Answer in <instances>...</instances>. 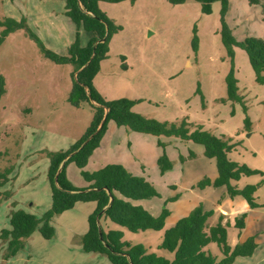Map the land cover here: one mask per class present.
Listing matches in <instances>:
<instances>
[{"label": "rangeland", "instance_id": "obj_1", "mask_svg": "<svg viewBox=\"0 0 264 264\" xmlns=\"http://www.w3.org/2000/svg\"><path fill=\"white\" fill-rule=\"evenodd\" d=\"M65 7V0H0V21L25 19L47 49L67 55L69 47L60 42L67 43L77 28L67 19ZM99 7L123 30L110 41L108 57L101 62L93 82L96 90L107 101H137L133 111L147 118L179 124L186 121L191 131L199 125L217 137L232 139L237 147L231 159L264 174V86L257 83L245 51L235 47L234 60L228 56L221 34V3L212 4L211 15L204 14L195 0L181 5H173L169 0L101 2ZM261 8L264 16V3ZM233 12H242L239 19L245 16L247 24L235 32L234 16L228 10L226 23L239 42L245 40L248 30H264L263 23L255 21L251 13L239 8ZM3 30L0 26V34ZM91 35L82 33V46L87 45ZM194 37L198 40L196 48ZM232 70L242 102L228 99L227 77ZM0 73L6 82V93L0 98V172L11 170L7 183L0 189L1 236L2 230L10 229L12 211L20 209L41 217L51 209L49 154L69 151L90 128L94 110L87 102L80 107L70 103L74 67L44 58L25 30L11 34L0 46ZM117 128L109 123L101 147L85 171L93 173L112 164L124 166L147 178L160 195L135 202L136 205L156 217L164 209H169L171 215L160 232L132 233L105 217L100 221L103 229L120 231L124 242L143 245L149 253L172 260V253L159 248L165 230L203 205L206 211L214 213L210 225L219 222L223 210L234 218L235 225L237 220L244 222L243 230L228 224L230 246L251 238L259 245L252 257L240 258L235 264H264L263 175L233 183L241 189L257 186L255 197L262 207L251 209L243 198L229 199L225 188H195L204 178L217 177L216 162L204 156L202 146L162 137L171 145L165 150L153 145L154 153L147 141L127 138L121 142L114 134ZM191 153L197 159L183 165L180 155L186 157ZM164 154L174 166L162 175L158 160ZM66 175L75 188L88 187L74 163L67 165ZM224 195L226 200L220 202ZM96 210V203H79L55 218L52 240L36 232L26 240L25 248L8 261L4 260L7 245L0 239V264H111L108 257L85 253L82 245L77 244V235L88 232L89 218ZM205 250L219 261L222 259L217 244Z\"/></svg>", "mask_w": 264, "mask_h": 264}, {"label": "trees", "instance_id": "obj_2", "mask_svg": "<svg viewBox=\"0 0 264 264\" xmlns=\"http://www.w3.org/2000/svg\"><path fill=\"white\" fill-rule=\"evenodd\" d=\"M65 15L77 28L76 40L68 48L67 55H58L45 47L39 37L29 28L25 19L20 22L6 18L0 21L4 30L0 34V46L13 33L25 30L38 45L44 58L58 65H72L74 67V85L70 94V103L80 107L87 102L94 110V117L90 128L85 135L66 152L50 153V168L48 181L51 188L52 207L41 217L30 214L24 210H14L9 216L10 229L1 232L0 239L6 243L4 260L15 258L25 248L28 240L39 232L46 240L55 237L54 219L72 209L78 203L97 204V210L89 218V230L81 237L82 249L85 253H95L108 257L111 264H234L238 258L252 257L258 244L255 239L230 246L228 241L227 226L222 224V218L215 225H210L209 220L213 212L206 211L203 205L196 207L189 216L180 219L174 227L165 230L163 243L159 247L174 255L172 260L149 253L143 245L124 242V234L120 231L106 232L100 221L102 217L121 226L132 233L147 231L160 232L165 229L166 221L171 215L169 209L155 217L142 206H136L132 201L152 200L160 198L154 185L144 177L135 176L122 165H107L99 171L89 173L85 171L93 153L100 147L110 122L118 128H126L136 133L152 135L155 137H174L184 141H192L204 147V155L214 159L218 170L215 180L204 178L197 183V189L204 190L208 187L227 189L228 196L232 199L242 197L251 209L262 207L258 204L255 193L257 186L248 185L243 189L234 187L233 181L242 177L263 175L259 170H253L245 164H240L230 159L229 154L236 148L232 139L217 137L203 126H196L191 132L189 124L160 122L136 114L133 108L138 103L130 99L107 101L94 87V79L98 75L101 62L108 57L109 44L113 36L123 30L115 24L106 13L100 10L99 4L122 3L137 0H65ZM173 5H181L187 0H169ZM201 4L202 12L212 14V4L219 1L222 5V41L228 56L234 60V48L238 47L246 52L254 70L256 81L264 86V40L248 37L239 42L234 37L232 30L226 23L229 10V0H195ZM251 4H259L260 0H250ZM95 34L86 46L81 45L82 33ZM194 37V48L197 46ZM228 99L242 102L238 95L237 80L234 70L227 77ZM6 93V82L0 73V98ZM245 112L247 108H244ZM246 125L250 128L248 119ZM160 147L165 145L159 142ZM195 158V154L189 156ZM184 163L185 158L181 157ZM74 163L80 170L84 180L90 183L89 189L75 188L67 178L66 167ZM162 175L173 169V162L164 154L158 160ZM11 170L0 172V189L8 181ZM120 197H119V196ZM237 228L244 229L243 221H236ZM100 232L102 234H100ZM212 244H217L222 259L207 252L205 249Z\"/></svg>", "mask_w": 264, "mask_h": 264}, {"label": "crops", "instance_id": "obj_3", "mask_svg": "<svg viewBox=\"0 0 264 264\" xmlns=\"http://www.w3.org/2000/svg\"><path fill=\"white\" fill-rule=\"evenodd\" d=\"M229 3H230V6H229V10H230V13H233V16H234V28H235V32H237V31H239L240 30V28L242 27V26H246L247 27V24H246V21H245V19H239V17L241 16V15H244L242 12H241V14H239V15H237L236 13H234L233 11H234V9H236L237 10V8H239V11H243L244 13H251V14H249V15H251L252 17H254V20L256 21L257 20V22H262L263 23V27H264V16L262 15V4L264 3V0H260V3L259 4H251V2H250V0H229ZM65 9V8H64ZM65 12H66V10H65ZM67 17V16H66ZM247 17H248V15H247ZM67 19H69L68 17H67ZM231 19H232V17H231ZM70 20V19H69ZM71 21V20H70ZM69 21V22H70ZM72 22V21H71ZM74 31V30H73ZM248 32V36H246V38L247 37H250V36H252V37H255V38H261V39H263L264 40V30H263V28L261 29V31H260V33H257V31H247ZM250 34V35H249ZM253 34V35H252ZM95 36V34H92L90 37L92 38V37H94ZM75 38H76V34L74 35V33H73V35H72V38H70V40L68 39V41H67V43H65L64 42V40L62 41V42H60L62 45H64V46H68V47H70L73 43H74V41H75ZM90 38V39H91ZM245 38V39H246ZM89 39V40H90ZM73 41V42H72ZM238 41V40H237ZM91 106V105H90ZM115 124V123H114ZM177 124H179V123H177ZM111 125V124H110ZM116 125V124H115ZM195 129H196V127H195ZM194 129V130H195ZM190 131H191V129H190ZM191 132H193V131H191ZM109 134V133H108ZM107 134V135H108ZM119 139H120V141L121 142H124L127 138H129V139H136L137 141H147V142H149L150 143V145H151V147H152V150L154 151V153H155V149H153V145L154 146H158V147H160L159 146V142H161V143H163L164 145H165V147L163 148V147H160L161 149H166L167 148V146H169V145H171V142H169V143H167L166 141H164V140H162V137H155V136H152V135H146V134H141V133H136V132H134V131H131V130H128V129H126V128H117V130H115V133H114ZM106 135V136H107ZM220 137V136H219ZM222 137V136H221ZM224 137V136H223ZM167 138H170V139H174V137H167ZM176 139H178V138H176ZM178 140H180V139H178ZM180 141H183V142H192V141H184V140H180ZM102 143V142H101ZM192 143H194V142H192ZM232 143H233V141H232ZM194 144H196V143H194ZM234 144V143H233ZM196 145H199V144H196ZM199 146H202V145H199ZM100 147H101V145H100ZM100 147L98 148V149H100ZM203 147V146H202ZM237 147V146H236ZM204 148V147H203ZM97 149V150H98ZM96 150V151H97ZM235 150H236V148L232 151V153H230L229 154V157H230V159H231V156H232V154L235 152ZM95 151V152H96ZM95 152L93 153V155L91 156V158L94 156V154H95ZM204 152H205V150H204ZM156 154L157 155H160V153H158V152H156ZM192 154V153H191ZM193 154H195V153H193ZM191 156V155H190ZM205 156V155H204ZM181 157H183V158H185L186 159V161L183 163L182 161H181ZM90 158V159H91ZM207 158V157H206ZM170 159V158H169ZM197 159V155L195 154V158L194 159H190L189 158V156H183V155H180V162L183 164V165H185V164H187L188 162H190V161H193V160H196ZM208 159V158H207ZM209 160H214V159H209ZM232 160V159H231ZM170 161H172L171 159H170ZM173 162V161H172ZM216 162V161H215ZM241 164V163H240ZM173 165H174V163H173ZM87 167V166H86ZM124 167V166H123ZM217 167V166H216ZM104 168V167H103ZM125 168V167H124ZM131 173V172H130ZM133 175H135V176H140V175H136V174H134V173H132ZM140 177H142V176H140ZM217 177H218V170H217ZM216 177V178H217ZM145 178V177H144ZM207 178V177H206ZM216 178H214V179H211V180H215ZM242 178H245V177H242ZM241 178V179H242ZM84 179V178H83ZM147 181H149L147 178H145ZM240 179V180H241ZM239 180V181H240ZM85 181V180H84ZM150 182V181H149ZM234 182H238V181H233L232 182V185H233V183ZM85 183L88 185V187L86 188V189H89L90 188V183H88V182H86L85 181ZM151 183V182H150ZM152 184V183H151ZM153 185V184H152ZM234 187H238L239 189H241L238 185H233ZM208 188H213V187H208ZM208 188H206V189H208ZM225 187H222V188H217V189H224ZM206 189H204V190H206ZM214 189H216V188H214ZM226 189V188H225ZM200 190V189H199ZM256 194V193H255ZM119 196V195H118ZM226 196L229 198V199H231V200H233L232 198H230L229 196H228V193H227V189H226ZM226 196L224 195L222 198H221V200H220V202L222 201V200H226ZM120 197V196H119ZM236 198H242V197H236ZM236 198H234V199H236ZM156 199V198H155ZM142 201H146V200H142ZM246 201V200H245ZM135 202H138V201H132V203L134 204V205H136V203ZM257 202H258V198H257ZM92 203H95V202H92ZM79 204V203H78ZM77 204V205H78ZM248 204V203H247ZM76 205V206H77ZM75 206V207H76ZM136 206H138V205H136ZM249 206V205H248ZM159 215H160V213H159ZM159 215H157V217L159 216ZM154 216V215H153ZM156 217V216H155ZM170 217V216H169ZM222 218V224L224 225V226H226L227 224H231V225H233L234 224V218H231L230 217V215L227 213V211L226 210H223V212H222V214H221V216H220V219ZM237 218H240V219H242L243 217L242 216H239V217H237ZM220 219H219V221H220ZM55 220V219H54ZM235 221H236V219H235ZM236 223V222H235ZM235 225V224H234ZM105 230V229H104ZM106 232H109V230H105ZM86 234V233H85ZM84 234V235H85ZM84 235H77V237H79V239H77V240H79V242H77V244H81V242H80V240H81V237L82 236H84ZM33 236V235H32ZM31 236V237H32ZM133 244V243H132ZM258 248H259V245H258ZM258 248H257V250H258ZM256 250V251H257ZM149 252V251H148ZM256 253V252H255ZM90 254V253H89ZM250 258V257H249ZM238 259H240V258H238ZM237 259V260H238ZM236 263V262H235ZM234 263V264H235Z\"/></svg>", "mask_w": 264, "mask_h": 264}, {"label": "water", "instance_id": "obj_4", "mask_svg": "<svg viewBox=\"0 0 264 264\" xmlns=\"http://www.w3.org/2000/svg\"><path fill=\"white\" fill-rule=\"evenodd\" d=\"M100 234H102V233L100 232Z\"/></svg>", "mask_w": 264, "mask_h": 264}]
</instances>
